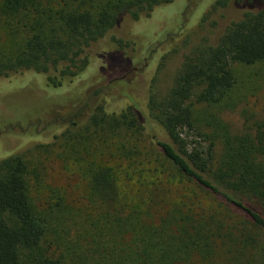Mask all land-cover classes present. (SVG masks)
<instances>
[{
    "label": "trees",
    "instance_id": "16d2710c",
    "mask_svg": "<svg viewBox=\"0 0 264 264\" xmlns=\"http://www.w3.org/2000/svg\"><path fill=\"white\" fill-rule=\"evenodd\" d=\"M174 1L0 0V78L32 72L69 85L91 68L95 44L122 24L145 31ZM258 1L188 0V21L242 7L217 43L190 49L166 93L151 84L144 108H109L94 86L97 103L70 108L54 142L11 149L26 136L2 137L0 264H264V118L246 116L238 131L222 118L264 84ZM113 39L101 74L131 63L128 43ZM50 157L86 184L84 207L52 181Z\"/></svg>",
    "mask_w": 264,
    "mask_h": 264
},
{
    "label": "rangeland",
    "instance_id": "374dc122",
    "mask_svg": "<svg viewBox=\"0 0 264 264\" xmlns=\"http://www.w3.org/2000/svg\"><path fill=\"white\" fill-rule=\"evenodd\" d=\"M187 4L188 0H176L165 5L163 8L168 12L166 16L154 15L153 19H147L146 23L140 25H145L146 32L143 28L132 29L127 24L113 30L91 48L90 54L93 57L91 68L69 85L66 83L58 88L47 86L42 76L32 72L1 77L0 152L6 151L2 145V137L12 135L15 131L26 136V139H10L11 149L54 142L55 136L63 132L71 120L68 113L70 108L77 109L84 105L85 101L92 106L97 103L98 98L92 95L96 87H105L102 94L107 98L108 107L111 108V103L114 109H121L131 101L145 107L151 84L157 93H166L190 49L202 39L217 43L232 14L242 7L241 4L232 3L228 10H220L209 15L204 21H188L180 14ZM256 4L264 6L261 0ZM157 28L160 29L155 30ZM113 37L128 43L123 50L131 63L125 73L101 74L103 60L99 55L104 53L108 55L118 47ZM146 41L152 43L149 48L144 45ZM111 83L114 85L109 88ZM250 115L264 118V84L255 96L250 97L237 110L223 112L222 118L238 131L242 128L245 117ZM147 129L159 139L169 141L158 124L149 122ZM62 166L59 160L50 157L46 171L50 172L52 181L68 189L71 200L79 202L81 207H84L83 195L86 184L76 177L68 176Z\"/></svg>",
    "mask_w": 264,
    "mask_h": 264
}]
</instances>
